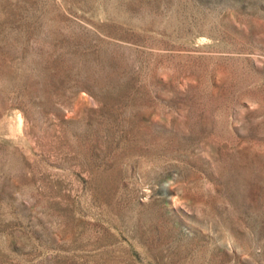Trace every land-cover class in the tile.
<instances>
[{
    "label": "rangeland",
    "instance_id": "obj_1",
    "mask_svg": "<svg viewBox=\"0 0 264 264\" xmlns=\"http://www.w3.org/2000/svg\"><path fill=\"white\" fill-rule=\"evenodd\" d=\"M0 264H264V0H0Z\"/></svg>",
    "mask_w": 264,
    "mask_h": 264
}]
</instances>
